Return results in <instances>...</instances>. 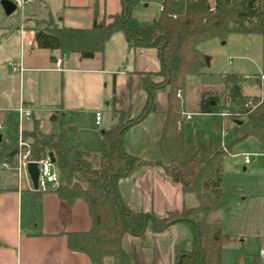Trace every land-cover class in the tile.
Wrapping results in <instances>:
<instances>
[{
  "label": "trees",
  "instance_id": "obj_1",
  "mask_svg": "<svg viewBox=\"0 0 264 264\" xmlns=\"http://www.w3.org/2000/svg\"><path fill=\"white\" fill-rule=\"evenodd\" d=\"M121 1L122 11L101 21L96 6L90 28L50 23L39 32L45 49L77 53L82 59L104 53L107 42L116 33L125 35L130 49H155L160 69L143 75L147 101L142 112L128 119L123 111L114 109L111 127L102 132L99 152L90 151L80 142L69 114L56 112V127L49 131L42 129L33 115L32 128L23 132L30 145V159L39 161L53 155L61 180L60 188L54 191L65 211L77 201L87 204L91 229L69 233L67 240L68 248L87 255L91 264H106L112 258H119L121 264H131L123 247L126 235L143 238L148 229L164 232L177 223L188 225L194 237L177 254L175 264H222L223 249L232 242L222 223V212L227 205L223 190L224 162L234 145L249 138H256L264 153V81H261L264 67L256 80L260 95H245L244 79L239 74L225 75L223 104L216 92L201 94L195 113L219 115L227 111L233 122H242L235 124L234 140L230 144L205 142L200 133L192 141L186 140L183 96L190 78L206 75L208 60L199 50L201 44L213 39L226 41L233 34L264 37V0H162L161 14L146 24L133 16L142 0ZM150 77L158 78L159 83H153ZM158 91H165L168 99L159 144L167 163L144 160L129 154L125 148L128 132L156 111ZM7 120L18 133L17 115L11 112ZM17 153V139L3 140L0 144V193L9 189L3 183L1 172L6 170L2 165L9 164L10 173L15 175ZM143 168H162L168 179L182 188L187 199L182 211L159 218L133 211L125 204L119 185ZM252 263L262 264L260 255L252 257ZM234 264L242 262L238 259Z\"/></svg>",
  "mask_w": 264,
  "mask_h": 264
},
{
  "label": "crops",
  "instance_id": "obj_2",
  "mask_svg": "<svg viewBox=\"0 0 264 264\" xmlns=\"http://www.w3.org/2000/svg\"><path fill=\"white\" fill-rule=\"evenodd\" d=\"M35 1L27 7L25 20H32L33 16L44 13L48 17L51 16L57 26L67 27L55 21L54 14L42 0H40L42 6L33 8ZM119 1V8L108 14L106 8H99L98 21L107 15L120 13L122 1ZM96 6L93 9L83 6L90 11L92 25ZM28 23L23 27L20 25L17 28H0V124L3 126L0 134L3 136L5 126L9 124L7 114L23 105L31 108L42 122L44 113H48L50 118L54 117L53 113L56 112L69 114L73 119V127L78 130L80 142L90 151L99 152L100 150L94 151L81 137L77 127L79 125L72 116V111L78 110L79 105L90 102H100L101 105L105 103L109 115L108 129L112 125L114 109L123 111L128 119L137 117L147 101L142 86L143 75L158 72L160 69L157 51L130 49L125 35L116 33L111 37V39L116 37L115 51L109 46L107 51L105 47L104 53L96 54L92 59H82L77 53L45 49L40 32L30 26L32 22ZM204 55L208 59V67L211 66L213 59ZM59 58L63 59V65L61 70H56L55 62ZM66 61H70L74 67L66 68ZM11 62L15 65L21 64L22 70L14 71L10 67ZM59 73L64 83L68 77L67 85L71 86L75 82L74 91L77 96L68 99L64 92L63 94L59 92ZM69 74L72 76H68ZM25 75L32 78L29 81L33 90L27 92L24 89ZM35 76L39 77V80L36 81L33 78ZM241 76L244 80L249 78L247 75ZM245 87L247 90L259 88L256 82L253 84L244 82L243 91L247 96L250 95ZM257 95L259 94L256 92L253 96ZM155 103L156 111L128 132L125 148L129 154L144 160H161L167 163L168 159L159 145L168 108L167 95H161L158 101L156 96ZM44 107L47 110L43 109ZM47 122L54 123L51 119ZM26 123H30L27 128L24 127L25 119L21 122L23 131L32 128L29 119H26ZM19 124L18 119V128ZM195 127L198 128V125ZM3 183L9 189L0 193V264H91L87 255L71 251L67 240V234L85 232L92 227V219L84 201H77L70 210L65 211L55 191L40 193V223L34 228H24V211L31 204L35 207L34 199L28 193L32 195L36 193L28 189L25 181L20 188L16 178L4 179ZM119 188L122 199L129 208L159 218L171 212L182 211L187 201L182 188L172 183L162 168H143L132 177L121 181ZM176 230L184 231V236L173 252L171 263L175 264L177 254L194 237L191 228L183 223H177L164 232L148 229L143 238L126 235L123 247L130 257L131 264H154L155 259L150 257L149 250L157 253L159 244L164 246V242L176 240V237L173 238ZM145 239L149 240L147 246L144 244ZM116 260L120 262L119 258H112L106 264H114Z\"/></svg>",
  "mask_w": 264,
  "mask_h": 264
},
{
  "label": "rangeland",
  "instance_id": "obj_3",
  "mask_svg": "<svg viewBox=\"0 0 264 264\" xmlns=\"http://www.w3.org/2000/svg\"><path fill=\"white\" fill-rule=\"evenodd\" d=\"M1 1L0 28H17L20 26L22 19L19 12L6 16ZM42 2L47 3L55 16V21L73 28H90L92 26V16L90 11L83 8L84 5L89 6L91 9L95 5L100 9L106 8L107 14L115 11L120 6L119 0H42ZM43 3L36 0L33 8H38ZM161 4L162 0H142L134 9L133 16L141 24L150 23L161 14ZM79 5L82 7H75ZM28 22H32L30 26L38 31L49 27L50 23L55 24L44 13L33 16L32 20H25L23 25ZM115 38L113 37L107 42L106 51L109 46L114 51L116 50ZM199 50L211 60L213 59V63L207 67L204 77L189 79L183 100L185 101V113H192L194 116L191 120H185V138L187 141H192L196 133H200L203 134L205 142L221 141L227 145L234 140L236 125L230 117L195 113L198 110L201 94L208 91L216 92L222 99L221 103L223 104L224 77L226 74L247 75L249 78L244 82L249 84L256 82L264 66V37L233 34L226 41L219 39L207 41L199 46ZM109 52H111L110 49ZM67 58L65 60H68ZM65 64L66 68L74 67L70 61H66ZM68 76H72V74ZM33 78L36 81L39 80L37 76ZM30 79L32 78H28L27 75L24 76V89L26 92L33 90L30 86ZM67 79L68 77L66 83H64L62 75L59 73L58 88L60 93L63 94L64 92L65 96L70 99L78 94H75L74 91L75 82L71 86L67 85ZM150 80L153 83H159V79L156 77H150ZM245 88L251 97L256 92L259 95L262 94L260 88H249L248 90L247 87ZM157 93H160L156 95L157 101L161 95H167L165 91H158ZM107 109L105 103L101 105L100 102H90L89 104L79 105L78 110L72 111V116L76 118L79 125L77 127L81 137L88 142L94 151L101 149L100 138L102 132L108 129L109 115ZM97 111L101 113L103 118L100 126L95 123ZM53 114L57 118V114ZM44 119L43 122L38 119L41 128L47 131L51 130L52 126H55V122H47L51 119L48 113H44ZM30 122L32 123L31 119ZM29 125L30 123H26L25 119L24 127L27 128ZM195 125H198V128ZM17 137L18 133L15 129L7 124L3 131V139L8 142L17 139ZM244 155L251 156L252 161L250 164L244 163ZM4 169L6 172H1V174L5 179L16 177V175L10 173L11 169ZM223 190L226 194L227 205L222 212V223L224 233L232 239V242L228 243L223 249L222 264H234L238 259L242 264H253L252 257L258 256L260 251L264 250V155H262L261 144L256 138H249L232 147L231 155L224 162ZM28 194L34 199L35 207L31 204L26 208L23 214V223L24 228H34L35 225L40 223V195ZM183 236L184 231L176 230V234L173 235L176 240L164 242V246L159 244L157 253L149 250L150 257L155 259L157 264H167V262L174 264L171 263L173 252ZM148 242V239L144 240L145 246L148 245ZM114 264L121 263L116 260ZM262 264H264V260H262Z\"/></svg>",
  "mask_w": 264,
  "mask_h": 264
},
{
  "label": "built area",
  "instance_id": "obj_4",
  "mask_svg": "<svg viewBox=\"0 0 264 264\" xmlns=\"http://www.w3.org/2000/svg\"><path fill=\"white\" fill-rule=\"evenodd\" d=\"M13 3L16 6L17 12H19L22 23L21 26L23 27V23L25 21V15H26V9L29 5H31L34 0H12ZM63 65V59L59 58L55 62V69L56 70H61ZM10 67L14 71H21L22 70V65H15V64H10ZM261 81L263 83L264 81V76H262ZM178 97L181 98V95L179 94ZM19 119V128H18V137H17V142H18V153L16 156V165L14 167L16 179L18 182V186L21 188L23 185V182L25 181L27 184V187L29 190L32 191H40V192H48V191H54L60 188L61 186V180L56 168L55 163L52 162V159L50 156H47L46 158H43L39 161H32L30 159V145L29 142L26 141L23 137V128L21 126V122L24 119H31L32 116L34 115V111L31 108H28L26 106L21 105L19 108H17L14 111ZM224 117H229V113L227 111L222 112L221 114ZM185 120H191L194 116L192 113H184L183 114ZM96 124L98 126L101 125L102 122V115L101 113H96ZM3 129V126L0 124V133ZM264 155V153H262ZM257 157V156H255ZM244 163L245 164H250L252 161L251 156L249 155H244L243 156ZM30 163H36L38 164L39 167V178H38V188L35 190L33 187V183L31 181V178L28 174V165ZM3 168L6 169H12L9 164H3ZM260 257L262 260H264V250L260 251Z\"/></svg>",
  "mask_w": 264,
  "mask_h": 264
},
{
  "label": "water",
  "instance_id": "obj_5",
  "mask_svg": "<svg viewBox=\"0 0 264 264\" xmlns=\"http://www.w3.org/2000/svg\"><path fill=\"white\" fill-rule=\"evenodd\" d=\"M1 5H2V7H3L4 11H5V14L7 16L12 15L16 11V6L13 3V1H11V0H2L1 1ZM56 119H57L56 116H54V117L51 118V121L55 122ZM234 124L241 125L242 122L241 121H239V122L235 121ZM2 141H3V136L0 134V144L2 143ZM50 157L52 159V162L55 163V160H54L52 154H50ZM28 174H29V176L31 178V181L33 183V187L36 190L38 188V178H39V167H38V164L30 163L28 165Z\"/></svg>",
  "mask_w": 264,
  "mask_h": 264
}]
</instances>
